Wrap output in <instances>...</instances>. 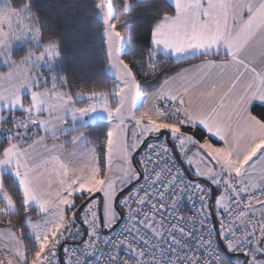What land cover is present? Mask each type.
<instances>
[{
    "label": "snow or ice",
    "instance_id": "snow-or-ice-1",
    "mask_svg": "<svg viewBox=\"0 0 264 264\" xmlns=\"http://www.w3.org/2000/svg\"><path fill=\"white\" fill-rule=\"evenodd\" d=\"M169 7L152 28L148 60L153 74L161 57L176 70L150 90L154 110L125 118L134 124L131 144L123 125L122 139L118 130L107 141L112 179L99 178L95 190L84 185L91 203L73 216L89 212L87 236L103 228L112 242L120 233L114 261L134 226L160 239L198 233L179 264H264V112L253 114L264 106V0H171ZM188 61L197 62L182 66ZM181 201L191 215L179 213ZM63 250L72 255L62 261L54 246L49 264H84L82 255L92 254ZM143 255L136 253L137 264H146Z\"/></svg>",
    "mask_w": 264,
    "mask_h": 264
},
{
    "label": "rangeland",
    "instance_id": "rangeland-1",
    "mask_svg": "<svg viewBox=\"0 0 264 264\" xmlns=\"http://www.w3.org/2000/svg\"><path fill=\"white\" fill-rule=\"evenodd\" d=\"M98 10L109 58L106 70L115 76L116 87L111 93L70 94L55 73L48 72L51 74L48 82L44 77L47 69L54 68V59L58 55L55 41L44 43L39 53L31 52L18 60L11 57L13 47L28 41L40 43L39 31L33 25L26 7L14 9L9 0H0V68H6L5 71L0 70V129L3 127L1 121L10 111L23 112V119L27 121V128L13 135L9 145L0 154V200L5 205L3 213L12 212L14 203L2 187V174L29 175L30 156L24 155L25 144L19 136L29 128L40 136L35 146L29 149L32 155L38 157L40 153L52 152L48 154L51 158L47 159L50 166L45 167L46 162L43 161L42 168L34 170L33 176L38 177V180L28 178V183L20 184L25 205L35 207L40 213L38 218L26 219L24 223V234L30 245H35V249L28 254L21 232L0 227V263L16 264V258L25 261L49 248V243L62 228L64 219L73 222L72 226L80 234L84 233V220L89 217L87 210L80 211L79 222L74 219L73 213L92 192L85 190L81 194L80 189L87 184L95 190L99 178L110 181L112 172L107 152L105 166L101 168L90 139L82 133L71 138L68 135L71 130L96 120H105L109 123L108 140H112L118 130L120 136L117 139H122L123 125L128 129V142L131 144L134 124L132 121L125 123V118L133 116L134 119H141L145 111L154 110V107L142 102L135 77L120 57L119 48L123 38L111 22L109 0H99ZM81 100L88 102L82 106L74 102ZM23 119L13 118L16 124ZM46 138L51 139L49 144ZM40 157L44 159L41 154ZM37 163L38 160L32 164ZM48 171L51 172L52 180L48 179ZM79 195H85V198L75 204L74 198Z\"/></svg>",
    "mask_w": 264,
    "mask_h": 264
},
{
    "label": "trees",
    "instance_id": "trees-1",
    "mask_svg": "<svg viewBox=\"0 0 264 264\" xmlns=\"http://www.w3.org/2000/svg\"><path fill=\"white\" fill-rule=\"evenodd\" d=\"M14 9L26 7L31 14V21L39 31L40 43L25 42L13 47L10 55L13 59H21L29 53H39L42 45L50 40L55 41L58 55L54 59V68L44 72L45 80L51 79L55 73L62 80L63 88L70 94L81 93H111L116 87V80L108 74L106 67L108 55L104 26L99 17V0H9ZM111 5V22L122 35L123 44L120 57L132 71L138 90L142 93L161 84L165 76L173 75L176 63L158 59L157 73L153 74L148 60L150 49V33L153 26L161 19V14L170 11L169 0H109ZM197 61L185 62L196 63ZM6 68H0L5 71ZM77 106L86 105L88 100L74 101ZM264 106L257 104L253 114L260 115ZM24 113L18 110L10 111L1 122L5 127L17 124L13 118L23 119ZM109 123L96 120L84 126H78L69 132H82L92 143L98 159V164L104 168L108 141ZM187 130V129H186ZM21 131V130H20ZM107 134V135H106ZM198 138L203 139L205 133L195 130ZM9 138L0 142V154L9 145ZM215 142V141H213ZM2 187L11 196L14 210L3 213L4 203L0 200V227H9L23 235L26 250L32 245L24 234L26 219H36L40 213L35 207H27L17 180L12 174H2ZM85 198L79 195L74 198L78 204ZM76 206H73V208ZM80 212L77 215L79 220Z\"/></svg>",
    "mask_w": 264,
    "mask_h": 264
},
{
    "label": "built area",
    "instance_id": "built-area-1",
    "mask_svg": "<svg viewBox=\"0 0 264 264\" xmlns=\"http://www.w3.org/2000/svg\"><path fill=\"white\" fill-rule=\"evenodd\" d=\"M3 126V125H2ZM26 120H20L16 126L5 127L3 126L0 129V142L4 138H13L15 134L19 133L20 130L26 129L27 127ZM16 130V133L14 131ZM163 139V137H161ZM256 195L259 196V191H256ZM264 198V197H262ZM247 200V197L245 198ZM90 202V201H89ZM88 202V203H89ZM214 202V201H213ZM199 204V200H197ZM256 201H252L254 206ZM87 204L85 205V209ZM213 212L215 216V208L213 207ZM193 209L190 204L181 201L179 204V213L182 215H191ZM74 214V213H73ZM90 218V214L87 211ZM256 218L260 217L256 214ZM75 219V217H74ZM165 222H168V217L165 216ZM73 222L70 223L68 219H64L62 228L57 233L55 238L52 240L51 245L48 249L39 252L33 258H27L23 261L16 258V264H49V261L46 257H50L52 254L53 247L58 248L57 255L63 261L68 258V255H72L71 251L68 255L65 254L63 246L67 245L69 249L79 248L81 252H91L92 254L82 255L84 264H137L136 262V253L143 252V260L146 264H171L172 258H176L179 262L186 256L190 255L192 251L195 250V243L197 240L198 233L192 235L190 238L180 236L179 233H174L172 236L164 235L163 239L156 238L146 232L143 228L137 230L134 226L131 228L133 235L131 237L125 236V249L120 250V255L116 257L115 261L113 257L116 256V244L115 240L119 238L120 233H112L114 237L112 242L108 241V238L101 233L98 237L94 234L93 236H87L85 232L80 234L79 230L72 226ZM89 227H92L89 225ZM217 230L219 228V222L216 224ZM179 239V243H173L174 239ZM57 239L59 244H56ZM183 245V246H182ZM59 247H61L59 249ZM94 248V251H93ZM132 248L133 252L130 254L126 249ZM161 250H163L164 255H161Z\"/></svg>",
    "mask_w": 264,
    "mask_h": 264
},
{
    "label": "crops",
    "instance_id": "crops-1",
    "mask_svg": "<svg viewBox=\"0 0 264 264\" xmlns=\"http://www.w3.org/2000/svg\"><path fill=\"white\" fill-rule=\"evenodd\" d=\"M170 2H171V0H169ZM160 21V20H159ZM158 21V22H159ZM157 22V23H158ZM156 23V24H157ZM155 24V25H156ZM152 31V30H151ZM150 35H151V33H150ZM119 50H120V48H119ZM108 64H109V58H108ZM108 64H107V66H108ZM111 76H113V75H111ZM113 77H115V76H113ZM134 81H135V85L137 84V81H136V79H134ZM161 86V84L160 85H158V86H156V87H154V88H151V89H149L147 92H144V93H142V92H140V94H141V99H142V102H144L147 106H149V107H154V96H153V94H151L150 93V90H152V89H158L159 87ZM138 89V88H137ZM84 126V125H83ZM72 131V130H71ZM70 131V132H71ZM78 133H82V132H74V133H72V134H70L69 136L71 137V138H73V137H75V136H77V134ZM69 134V133H68ZM83 134V133H82ZM38 135V133H35V132H33V130H31V129H27V130H25L19 137H21L22 138V141H23V143L25 144L24 145V149H23V153H24V155L26 156V157H29L30 156V162H29V166H28V164H27V166L29 167L28 169H29V175H28V173H25L23 176H15V175H13V177L17 180V182H18V184H19V186H20V184H26V183H28L27 181H28V178H31V179H37L38 180V177H35L34 178V176H33V173H34V170L35 171H38V170H40L41 168H42V162L44 161V162H46V165H45V167H49L50 166V163H47V159H50L51 157L49 156L52 152H47V153H40L41 154V156L44 158V159H42L41 157H40V154H38V157H37V155L36 154H33L32 155V151H29V149H31V148H33L34 146H35V144L38 142V140H39V138H40V136H37ZM34 136V137H33ZM37 136V137H36ZM45 140H48V142H47V144H49L50 142H51V139L50 138H46ZM213 141H215V139H213ZM215 143H216V141H215ZM49 154V155H48ZM39 157H40V159H39ZM39 161V163H37V164H35V165H33L32 163H35L36 161ZM49 172V171H48ZM51 172H49V174H48V179L49 180H52V175L50 174ZM21 189V188H20ZM253 207H255V208H257V212H256V214L259 216V211H258V205L257 204H255ZM260 217V216H259ZM52 242V241H51ZM51 242L49 243V247H50V245H51ZM262 246H264V245H262ZM35 249V245H32L31 246V248L29 249V250H26L27 251V253L28 254H31V251L33 252V250ZM48 249V248H47ZM0 264H9V263H0Z\"/></svg>",
    "mask_w": 264,
    "mask_h": 264
},
{
    "label": "water",
    "instance_id": "water-1",
    "mask_svg": "<svg viewBox=\"0 0 264 264\" xmlns=\"http://www.w3.org/2000/svg\"><path fill=\"white\" fill-rule=\"evenodd\" d=\"M88 201H89V198L86 199L85 203L88 202ZM210 203H213V201H210ZM80 208H81V206L78 207V209H80ZM78 209H77V210H78ZM77 210H76V213H77ZM211 211H212V214H213V216H214L213 209H211ZM75 220L79 222V220H78V218H77V215L75 216ZM100 230H101L102 235H104L103 233H104L105 229L100 228ZM233 255H242V254H233Z\"/></svg>",
    "mask_w": 264,
    "mask_h": 264
},
{
    "label": "flooded vegetation",
    "instance_id": "flooded-vegetation-1",
    "mask_svg": "<svg viewBox=\"0 0 264 264\" xmlns=\"http://www.w3.org/2000/svg\"><path fill=\"white\" fill-rule=\"evenodd\" d=\"M91 196V195H90ZM86 199L84 201H82V203H80V205L78 207H80L81 205H86L85 203ZM78 209V208H77Z\"/></svg>",
    "mask_w": 264,
    "mask_h": 264
}]
</instances>
